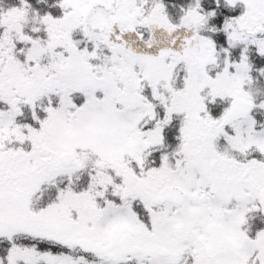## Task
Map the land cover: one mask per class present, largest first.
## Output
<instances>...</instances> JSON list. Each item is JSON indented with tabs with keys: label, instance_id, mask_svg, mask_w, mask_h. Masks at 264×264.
Listing matches in <instances>:
<instances>
[{
	"label": "snow or ice",
	"instance_id": "obj_1",
	"mask_svg": "<svg viewBox=\"0 0 264 264\" xmlns=\"http://www.w3.org/2000/svg\"><path fill=\"white\" fill-rule=\"evenodd\" d=\"M0 264H264V0L0 6Z\"/></svg>",
	"mask_w": 264,
	"mask_h": 264
},
{
	"label": "trees",
	"instance_id": "obj_2",
	"mask_svg": "<svg viewBox=\"0 0 264 264\" xmlns=\"http://www.w3.org/2000/svg\"><path fill=\"white\" fill-rule=\"evenodd\" d=\"M18 3V0H0V6H8Z\"/></svg>",
	"mask_w": 264,
	"mask_h": 264
}]
</instances>
